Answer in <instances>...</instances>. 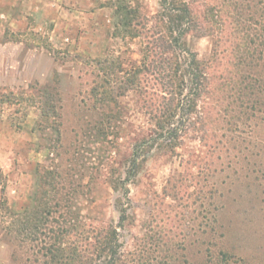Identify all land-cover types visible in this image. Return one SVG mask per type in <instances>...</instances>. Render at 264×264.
<instances>
[{"label":"rangeland","instance_id":"obj_1","mask_svg":"<svg viewBox=\"0 0 264 264\" xmlns=\"http://www.w3.org/2000/svg\"><path fill=\"white\" fill-rule=\"evenodd\" d=\"M184 1L198 16L223 2L242 9H228L225 28L232 36L221 47L225 53L216 48L220 33L183 40L182 48L214 61L216 75L229 82L212 81L222 90L211 140L202 142L189 130L169 150L162 140L137 149L157 135L136 94L128 91L119 106L94 108L89 92L96 79L116 89L119 64L124 76L145 55L147 42L118 26L117 7L128 4L152 18L171 0H0V264L42 261L45 251L39 250L48 238L41 232L49 233L55 220L62 223L68 211L86 225L116 229L120 253L139 249L140 239L153 235L161 243L148 241L147 250L159 247L168 263L172 256L178 264H226V252L228 264H264V112L252 116L246 107L254 96H242L236 86L243 75L264 80V0ZM239 12L245 46L237 50ZM246 46L256 58L261 53L259 66H239L240 56L249 60ZM49 172L57 190L44 185ZM45 189L52 191L51 222L37 230L38 241L23 242L9 229ZM67 193L69 210L62 199Z\"/></svg>","mask_w":264,"mask_h":264},{"label":"trees","instance_id":"obj_2","mask_svg":"<svg viewBox=\"0 0 264 264\" xmlns=\"http://www.w3.org/2000/svg\"><path fill=\"white\" fill-rule=\"evenodd\" d=\"M231 6L238 10L242 9V6L236 5L235 2H223L218 8L207 5L203 14L198 16L184 0H171L170 7L150 18L141 9L128 4L123 3L117 7L118 26L131 38H143L147 42L145 55L142 58V64L134 65L124 76L120 75L123 67L119 64L118 78L113 81L118 85L116 89L108 80H102V83L96 79L89 92V97L94 100V108H96L106 103L119 106V99L125 97L128 91L138 96L140 109L150 121L154 122L153 132L157 136L155 139L141 141L137 149L147 146L151 140L154 142L162 140L161 146L170 150L182 137L187 135L189 130L198 132L202 142L211 140L210 130L217 124V118L212 116V112L216 110L214 104L219 101L217 92L219 89L222 90L221 88L217 90L212 86V81L219 79L222 82L226 80L229 82V80L223 74L216 75L214 61L199 60L188 50L182 48L183 40L189 36L202 38L220 33L222 37L217 41L216 48L218 51L221 50V53H225L226 49H221V47L226 46L228 38L232 36V34H227L225 28L231 18V13L228 11ZM241 20L242 16L239 12L238 18H235V31H237L235 39L240 44L237 50L245 46L241 43V40L245 39L241 35L245 30ZM120 33L119 31L116 35ZM261 37L264 38L263 35ZM250 41L255 45L254 39L251 38ZM262 44L264 46V40ZM244 52L249 60L244 62V58L240 56L239 66L244 65L248 69L259 66L258 60L261 59L258 58L262 57L261 53L256 58L258 54L256 51H251L248 46ZM185 55H189L186 60ZM109 68L112 69V67ZM247 80H251V83H247ZM225 85L223 83V86ZM236 86L242 96H254L253 101L249 100L248 107L243 103L241 107L250 110L252 116H256V112H264V98L260 96V94L264 95V80L243 75L236 82ZM47 89L45 88V92ZM115 93L116 96H114ZM51 109V112H55L54 106ZM179 115L183 117L181 125L176 127V119ZM113 118L111 116L110 120L112 121ZM100 131L104 133L103 128H100ZM215 147L211 146L210 151L214 152ZM135 156L133 163L134 167H137L139 156ZM54 177L49 172L44 180V185L50 187L52 191L57 190ZM173 189L175 190L176 186H173ZM51 190H43L40 199L36 197L34 209L27 211L26 218L19 220L18 224H14L9 229L10 234L16 232L19 238L23 235L21 238L23 242L38 241L37 230L40 227L45 228L51 222L48 216L52 215V206H49L47 199L52 193ZM70 194L67 193L62 197L63 202H66L65 209L68 210L70 209ZM172 196L177 198V194ZM55 206L61 207V202ZM67 216L68 218H64L62 223L55 220L56 227L50 229L49 233L41 232L48 238L47 244L39 250V254L45 251L42 254L43 260L35 259L33 262L29 259L27 264H101L102 262L106 264H178L180 262L172 256L173 262L168 263L166 258L162 261V249H157L159 248L157 246L155 247L159 254L157 256L153 254L156 250L152 251V248L147 250L148 241H157L155 243L158 245L161 243V240L153 235L140 239L139 249L120 253L116 229L86 225L78 217L71 219L73 217L71 211L67 212ZM168 240L171 241L172 238L168 237ZM221 256L222 261L228 264L231 256L226 252H221ZM16 262L20 263V261Z\"/></svg>","mask_w":264,"mask_h":264}]
</instances>
